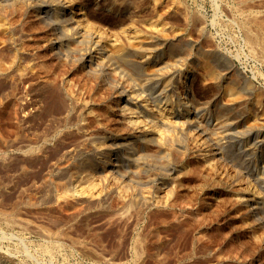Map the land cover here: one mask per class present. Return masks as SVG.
<instances>
[{
	"label": "rangeland",
	"instance_id": "obj_1",
	"mask_svg": "<svg viewBox=\"0 0 264 264\" xmlns=\"http://www.w3.org/2000/svg\"><path fill=\"white\" fill-rule=\"evenodd\" d=\"M81 1L92 28L114 40L152 33L160 21L196 49L214 48L242 93L231 110L243 116L252 110L264 129V56L245 30L247 21L258 19L264 37V0ZM38 8L34 0H0V211L7 213L0 218V264H264V224L236 199L243 189L264 204V175L258 183L244 174L243 181L229 165L198 159L194 133L170 132L172 138L187 135V155L155 152L134 160L133 168L121 171L131 178L74 170L81 160L67 151L91 148L78 127L60 122L54 101L39 106L36 89L44 81L81 89L95 82L53 56ZM97 110L109 128L124 132L115 111ZM234 132L232 150L251 158L253 169L256 158L243 152L251 128ZM146 176L170 182L164 197H156ZM236 178L240 184L230 188ZM117 188L123 197L140 192L154 203L124 206ZM105 196L109 204H89Z\"/></svg>",
	"mask_w": 264,
	"mask_h": 264
},
{
	"label": "bare ground",
	"instance_id": "obj_2",
	"mask_svg": "<svg viewBox=\"0 0 264 264\" xmlns=\"http://www.w3.org/2000/svg\"><path fill=\"white\" fill-rule=\"evenodd\" d=\"M34 1L39 7L36 14L39 24L50 33L48 45L53 56L71 61L95 82V86L89 85V88L84 82V89H81L82 84L80 88L70 83L62 87L44 81L36 89L39 106L54 101L60 122L78 127L84 136L83 143L91 148L67 151L74 159L78 158L75 161L81 160L80 164L75 162L78 165L74 170L88 172L89 175L110 172L131 178L129 172L121 171L133 168L134 160L147 159L155 152L166 153L168 157L173 156V152L176 156L187 155V135L194 133L196 143L193 150L198 159L209 165L211 162L229 165L237 171L239 178L246 174L256 182H262L264 129L252 110H248L247 116H243L245 111L239 114L231 110L234 108L232 102L243 101L242 93L231 73L221 69L214 48L196 49L191 39L173 33L172 26L166 27L160 21L152 33L140 32L114 40L92 28L89 10L81 0ZM74 9L79 13L75 14ZM262 28L261 21L254 18L245 24L247 41L264 56ZM104 108L115 111L123 133L115 132L105 123L100 110H97ZM244 127L252 130L247 137L249 145L244 143L248 151L243 152L245 155L250 152L256 158L253 169L251 158L250 161L242 152L231 148L234 131H242ZM177 131L188 134L183 139L179 136L172 138L170 132ZM172 140L178 145L171 144ZM179 142L184 145V150ZM170 171L174 173L177 170ZM238 179L231 180L229 187L240 184ZM146 181L152 185L156 197L161 196L170 184L166 179L151 176ZM215 185L218 187V182ZM57 186L60 187V182ZM237 195L236 199L247 207V212L255 217L256 222L264 224L262 201L243 189H239ZM145 196L140 192L131 197L119 194V199L127 207L154 203L155 198ZM162 199L164 204V198L159 203ZM109 200L105 196L88 201L89 204L105 206ZM0 218H7V213L0 211ZM8 220L15 222L12 217Z\"/></svg>",
	"mask_w": 264,
	"mask_h": 264
}]
</instances>
